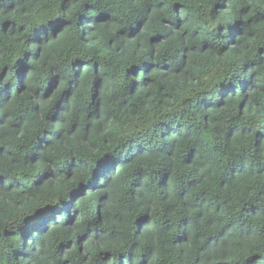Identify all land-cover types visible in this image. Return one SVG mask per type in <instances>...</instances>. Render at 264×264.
Instances as JSON below:
<instances>
[{"label":"trees","instance_id":"1","mask_svg":"<svg viewBox=\"0 0 264 264\" xmlns=\"http://www.w3.org/2000/svg\"><path fill=\"white\" fill-rule=\"evenodd\" d=\"M0 264H264V0H0Z\"/></svg>","mask_w":264,"mask_h":264}]
</instances>
